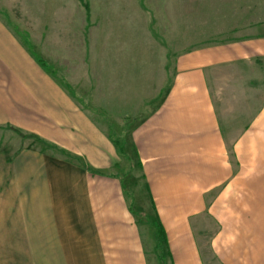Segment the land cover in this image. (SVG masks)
<instances>
[{"label": "crops", "instance_id": "1", "mask_svg": "<svg viewBox=\"0 0 264 264\" xmlns=\"http://www.w3.org/2000/svg\"><path fill=\"white\" fill-rule=\"evenodd\" d=\"M3 9L0 0V224L19 228L17 264H149L138 221L147 216L127 200L132 170L115 171L111 137ZM255 30L179 55L162 103L131 134L170 264H207L206 250L218 264H264V102L230 143L210 84L216 69L264 60V24ZM9 130L28 143L12 150ZM205 217L215 229L204 248Z\"/></svg>", "mask_w": 264, "mask_h": 264}, {"label": "rangeland", "instance_id": "2", "mask_svg": "<svg viewBox=\"0 0 264 264\" xmlns=\"http://www.w3.org/2000/svg\"><path fill=\"white\" fill-rule=\"evenodd\" d=\"M2 2V11L10 14V24L17 26V34L28 48L69 88L107 135L124 146L130 161L122 157L115 171L132 170L125 181L134 198L128 194L127 200L134 210L141 209L147 216L137 218L146 232L143 239L148 262L170 264L162 243L155 240L153 227L158 223L152 217L141 171L134 160L131 134L162 103L173 82L178 56L256 35L255 28L264 24V0ZM210 84L216 110L232 143L264 102V60L216 69L211 72ZM2 138L15 151L28 143L10 130ZM150 220L153 227L149 235ZM2 221L0 264H17L18 227L8 224L14 220ZM200 225L205 232V248L215 226L208 217ZM205 259L207 264H218L207 250Z\"/></svg>", "mask_w": 264, "mask_h": 264}, {"label": "trees", "instance_id": "3", "mask_svg": "<svg viewBox=\"0 0 264 264\" xmlns=\"http://www.w3.org/2000/svg\"><path fill=\"white\" fill-rule=\"evenodd\" d=\"M26 42L24 41V44ZM25 46H27L28 48V45L25 44ZM30 50V48H28ZM31 51V50H30ZM41 63V65L46 69L47 68V65L43 62V61H39ZM67 86H65L66 88ZM69 90V88H66ZM17 133H19L20 135H22L23 137H26L23 133H21L20 131H16ZM28 137H32V138H37V137H33L32 135H29ZM113 140V139H112ZM113 143L116 145L117 147V150H118V153L121 157H124L127 161H130V157L127 155V153L125 152L124 150V146L120 143V141H118L117 139L116 140H113ZM80 160V159H79ZM138 167L139 169H141V165L140 163L138 164ZM97 174L99 175H102V176H105L106 174L105 173H100V172H97ZM106 176H112V174H109V175H106ZM156 221H157V218H156ZM158 224H156V226L154 227L156 229V240L157 242H160V238L164 235H163V229L161 227V224L157 221ZM153 224V223H152Z\"/></svg>", "mask_w": 264, "mask_h": 264}]
</instances>
